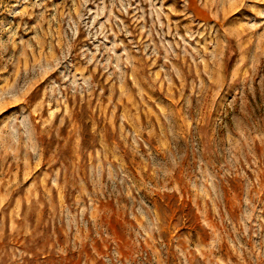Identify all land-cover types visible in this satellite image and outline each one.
Masks as SVG:
<instances>
[{
    "label": "rangeland",
    "instance_id": "374dc122",
    "mask_svg": "<svg viewBox=\"0 0 264 264\" xmlns=\"http://www.w3.org/2000/svg\"><path fill=\"white\" fill-rule=\"evenodd\" d=\"M0 264H264V0H0Z\"/></svg>",
    "mask_w": 264,
    "mask_h": 264
}]
</instances>
